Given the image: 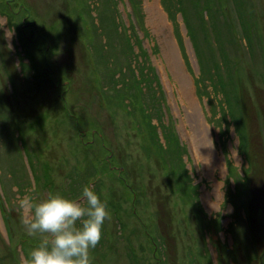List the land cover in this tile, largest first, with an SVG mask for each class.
<instances>
[{"label":"rangeland","instance_id":"obj_1","mask_svg":"<svg viewBox=\"0 0 264 264\" xmlns=\"http://www.w3.org/2000/svg\"><path fill=\"white\" fill-rule=\"evenodd\" d=\"M166 34L222 156L211 174L184 136ZM85 186L111 216L90 264H258L264 0H0V264L43 238L22 200H78Z\"/></svg>","mask_w":264,"mask_h":264},{"label":"clouds","instance_id":"obj_2","mask_svg":"<svg viewBox=\"0 0 264 264\" xmlns=\"http://www.w3.org/2000/svg\"><path fill=\"white\" fill-rule=\"evenodd\" d=\"M20 203L28 212L24 224L29 235L43 237L21 264H90V249L99 244L102 226L111 218L92 186H85L78 200L48 193L39 201Z\"/></svg>","mask_w":264,"mask_h":264},{"label":"bare ground","instance_id":"obj_3","mask_svg":"<svg viewBox=\"0 0 264 264\" xmlns=\"http://www.w3.org/2000/svg\"><path fill=\"white\" fill-rule=\"evenodd\" d=\"M146 12H148L149 22L153 23L156 27V32H163L167 25L158 4L154 1L153 3H148ZM163 40V53L166 63L178 83L179 96L185 98L187 103L185 104L183 125H187L188 130L185 131L184 136L188 140L194 157L202 161L201 167L203 172L211 174L215 169H223L222 156L219 155L217 149L212 144L210 125L206 122L198 104H196L197 101L193 94L190 77L185 72L182 63H180L181 61L172 39L166 34ZM217 186L214 183L212 192L204 191L202 193V199L206 206H211L214 203L211 201V194L215 196L219 195Z\"/></svg>","mask_w":264,"mask_h":264},{"label":"flooded vegetation","instance_id":"obj_4","mask_svg":"<svg viewBox=\"0 0 264 264\" xmlns=\"http://www.w3.org/2000/svg\"><path fill=\"white\" fill-rule=\"evenodd\" d=\"M85 132L87 131V130H84ZM95 134V131H90V136H95L94 135ZM101 136H104V135H102V134H100ZM255 232H253V234H252V236L250 237V241L253 243V245H252V249H251V251H249V253H251V255H252V258H255L254 256H255V254H256V252H259L258 253V264H259V257H260V255H261V252H262V250H263V248L262 247H264V240H263V246L261 247V246H259V247H256V248H254L255 247ZM244 264H253V259H252V261L250 260V261H247V260H245L244 261Z\"/></svg>","mask_w":264,"mask_h":264},{"label":"water","instance_id":"obj_5","mask_svg":"<svg viewBox=\"0 0 264 264\" xmlns=\"http://www.w3.org/2000/svg\"><path fill=\"white\" fill-rule=\"evenodd\" d=\"M263 250L261 252V255L259 257V264H264V247H262Z\"/></svg>","mask_w":264,"mask_h":264},{"label":"trees","instance_id":"obj_6","mask_svg":"<svg viewBox=\"0 0 264 264\" xmlns=\"http://www.w3.org/2000/svg\"><path fill=\"white\" fill-rule=\"evenodd\" d=\"M91 160V159H90ZM93 161H94V159H93Z\"/></svg>","mask_w":264,"mask_h":264}]
</instances>
